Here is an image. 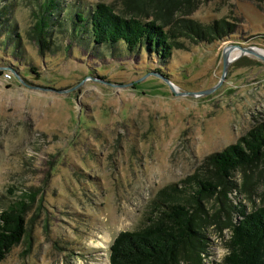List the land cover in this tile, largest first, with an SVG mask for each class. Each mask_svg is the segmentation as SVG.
<instances>
[{"label": "rangeland", "instance_id": "rangeland-1", "mask_svg": "<svg viewBox=\"0 0 264 264\" xmlns=\"http://www.w3.org/2000/svg\"><path fill=\"white\" fill-rule=\"evenodd\" d=\"M43 1L0 0V211L36 193L23 238L0 264H109L115 236L142 224L162 187L197 169L209 177L203 159L264 120L263 57L243 54L221 78L224 50L264 56V0H54L41 52L33 26ZM97 2L165 30L185 18L225 20L234 31L211 41L180 33L163 60L122 41L96 45L88 22L72 35L70 18L88 17ZM230 179L228 199L201 202L199 264H223L234 205L264 203V163Z\"/></svg>", "mask_w": 264, "mask_h": 264}, {"label": "trees", "instance_id": "trees-1", "mask_svg": "<svg viewBox=\"0 0 264 264\" xmlns=\"http://www.w3.org/2000/svg\"><path fill=\"white\" fill-rule=\"evenodd\" d=\"M139 1L171 8L179 0ZM55 8L54 0H44L34 14L33 35L40 51ZM74 18L71 34L75 37L88 22L96 45L112 47L122 41L129 51L144 47L163 60L170 56L172 49L180 47L177 40L180 33L191 32V36L211 41L225 39L234 31L232 24L225 20L200 24L185 18L173 20L165 30L167 23H158L156 18L143 20L135 15H123L104 2L95 3L88 17L76 12L70 19ZM259 163H264V120L256 122L238 141L203 159L198 168L207 171L209 177H200L197 169L180 182L162 187L152 199L142 224L115 236L109 246V264H199L205 252L199 222L202 200L213 196L228 199L233 188L232 172L241 169L246 173ZM35 196V192L24 191L1 209L0 261L23 238L25 217ZM233 208L239 219L225 224L231 234L223 264H264V203L250 212L240 206Z\"/></svg>", "mask_w": 264, "mask_h": 264}, {"label": "water", "instance_id": "water-1", "mask_svg": "<svg viewBox=\"0 0 264 264\" xmlns=\"http://www.w3.org/2000/svg\"><path fill=\"white\" fill-rule=\"evenodd\" d=\"M228 46H232V45H228ZM233 46H234V45H233ZM235 47H236V45H235ZM237 47H239L240 52L237 53V54H236L235 56H233V57L228 56V55L225 53V50H224V53H223V72H222L221 78L224 77V75H225V71H226V68H227L228 64H229L231 61H233L234 59H236L237 57H239V56H241V55H243V54H245V53H253V54H255V55L258 56V57H263V58H264V56H262V55L259 54V53H254V52L248 51V49H250V48L240 47V46H237ZM219 83H220V82H218V84H219ZM218 84H216L215 86L211 87V88L208 89V90H204V91H200V92H191V93H188V94H192V95H196V96H197V95L206 94V93L211 92L212 90H214V88H215Z\"/></svg>", "mask_w": 264, "mask_h": 264}, {"label": "bare ground", "instance_id": "bare-ground-1", "mask_svg": "<svg viewBox=\"0 0 264 264\" xmlns=\"http://www.w3.org/2000/svg\"><path fill=\"white\" fill-rule=\"evenodd\" d=\"M248 51H251V52H254V53H258V52H256L255 50H253V49H248ZM238 51H236L235 49H231V51H230V53H229V56H231L232 57V55L234 54V53H237ZM225 53L228 55V52H227V49L225 50ZM239 53V52H238ZM235 55V54H234ZM104 264H107V262L105 261V263Z\"/></svg>", "mask_w": 264, "mask_h": 264}]
</instances>
